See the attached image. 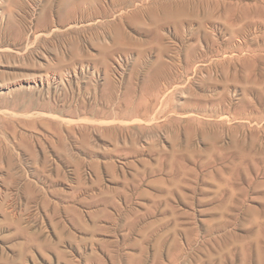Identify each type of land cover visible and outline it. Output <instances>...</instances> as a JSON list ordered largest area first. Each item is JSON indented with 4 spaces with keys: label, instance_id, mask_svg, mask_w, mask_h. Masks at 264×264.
Masks as SVG:
<instances>
[{
    "label": "rangeland",
    "instance_id": "374dc122",
    "mask_svg": "<svg viewBox=\"0 0 264 264\" xmlns=\"http://www.w3.org/2000/svg\"><path fill=\"white\" fill-rule=\"evenodd\" d=\"M110 2L0 0V264H264V0L229 43Z\"/></svg>",
    "mask_w": 264,
    "mask_h": 264
},
{
    "label": "bare ground",
    "instance_id": "6f19581e",
    "mask_svg": "<svg viewBox=\"0 0 264 264\" xmlns=\"http://www.w3.org/2000/svg\"><path fill=\"white\" fill-rule=\"evenodd\" d=\"M135 1H138V4H135ZM106 2H107V0H106ZM159 2L160 3L158 5L161 7V10H162L161 16L164 19V22H163L164 24L172 21V23L174 22L176 24V26L179 28V27H181L182 24L196 22V23H198V27L196 28V30H200L202 28L203 24L206 25V23L210 24L211 26H214L215 29L216 28L227 29L229 36L226 37L225 39L223 38L222 41L224 43L231 42L234 39V37L240 36L241 33L247 32L248 30L253 28L256 24H258L259 22H262L261 21L262 19L259 18L260 7H261L260 0H253L252 2H249V3H242V0H159ZM99 3H101V2H98V4ZM108 3H107V5H108ZM144 3L148 4L147 0H111L110 5L111 6L113 5V7L117 6L122 11H120V13L118 15L120 18L119 19L120 22L119 21L115 22L116 20L115 21L113 20V22L110 23V26H114L116 28H119L120 26H122L123 23H121V21H122L121 19L125 15H129L131 13L136 14L137 11L140 9L139 7ZM103 4H105V3H103ZM105 6H106V4H105ZM62 8H64V7L62 6L60 9H62ZM63 10L62 11L64 13H62L61 17H60L61 23H64L67 20L73 21V20L79 19V17L82 18L83 14H85L84 13L85 11H83V8L80 5H76V6L70 7V8H64ZM102 10H104V9L102 8ZM199 11H203L201 17L198 15ZM109 14H111V13L109 12ZM136 16H138V15H136ZM145 16H147V15H145ZM107 17H108V15H107ZM115 18L113 17V19H115ZM128 18H130V17H128ZM147 19H145V20H147ZM155 19L156 18L153 15V20H155ZM107 21H109V20H107ZM126 21L127 20H124V22H126ZM146 23H147V21H146ZM174 23H173V25H174ZM124 24H126V23H124ZM192 26H193V24H192ZM155 28H156V26H155ZM212 41L217 42L218 40L216 38H213ZM238 41L240 43H243L246 40L244 41L243 39H238ZM239 46H240V44H239Z\"/></svg>",
    "mask_w": 264,
    "mask_h": 264
}]
</instances>
